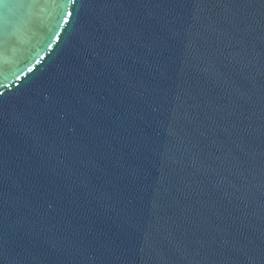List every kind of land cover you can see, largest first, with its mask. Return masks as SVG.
<instances>
[{
  "label": "water",
  "instance_id": "95a60500",
  "mask_svg": "<svg viewBox=\"0 0 264 264\" xmlns=\"http://www.w3.org/2000/svg\"><path fill=\"white\" fill-rule=\"evenodd\" d=\"M0 264H264V0H0Z\"/></svg>",
  "mask_w": 264,
  "mask_h": 264
}]
</instances>
